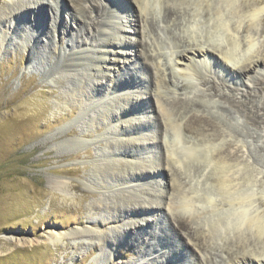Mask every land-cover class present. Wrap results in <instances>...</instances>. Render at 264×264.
Instances as JSON below:
<instances>
[{"label": "rangeland", "instance_id": "obj_1", "mask_svg": "<svg viewBox=\"0 0 264 264\" xmlns=\"http://www.w3.org/2000/svg\"><path fill=\"white\" fill-rule=\"evenodd\" d=\"M195 1L154 0L157 6L153 5L154 9H148L142 17L137 15L138 9L132 1L88 0L80 9L82 14L90 16L84 25L77 26L71 8L60 7L56 17L53 9L39 10L28 2V13L13 18L10 12L16 7L11 0H0V264H113L106 258V250L100 251V242L94 235L82 244L79 238L69 236L56 242L44 239L50 230L98 231L86 222L85 216L94 196L90 189L97 190L94 194L99 189L86 185L84 171L92 157L97 159L95 151L100 144L96 139L100 136L94 132L83 135L84 123L78 110L58 103L61 88L55 79L69 84L71 78L60 73L62 66L83 51L85 54L90 43L113 38L114 31L120 27L128 30L119 32L115 39L125 54L116 56V72L106 74L115 87L112 89L106 81L109 93L104 100L113 106L115 101L111 99L120 98L117 104L131 110L117 126L125 129L123 137L131 142L127 140L117 152L111 150L110 156L117 155L127 164L135 162L133 165H140V169L128 166L132 173L125 177L127 181L112 190L131 197L136 207L140 203L148 206L149 202L158 206H145L143 210L135 207L131 214L121 211L118 218L121 227L116 232L107 230L111 237L118 238L116 263L264 264V228L259 237L255 229V224L264 227V60L256 61L264 58V0H197V4ZM92 3L103 7L101 15L97 9L89 8ZM251 7L256 10L253 15ZM167 8L176 13L163 19ZM220 10L222 18L215 12ZM223 18L225 25L221 23ZM54 20L58 26L56 32L50 27ZM35 39L42 40L45 46ZM70 39L75 44L72 48L66 45ZM78 40L85 41V45L81 46ZM53 45L59 47L60 53L52 52ZM197 45L212 49L213 56L206 60L203 56L190 55L185 59L184 63L191 61L196 74L188 80L187 85L191 86L186 87L176 72L174 60L181 50ZM225 55L232 59H223ZM143 63L150 66V72L144 70ZM245 65L250 66L247 73L241 71ZM155 91L166 104L175 99L187 101L180 109L166 106L179 126L181 138L179 142L175 140V147L183 158V167L159 161L162 150L158 146L160 129L154 111ZM125 92L130 97L128 101L122 99ZM109 94L115 95L109 99ZM228 100H233L234 106ZM236 105L246 111L235 109ZM193 113L213 119L219 132L207 128L200 135L183 129ZM250 116L256 119L254 124ZM127 118L133 124L126 122ZM124 125L130 127L126 129ZM111 136L112 142L121 139L119 135ZM75 141L80 144L76 145ZM217 153L221 160L214 156ZM163 157L166 159L164 151ZM221 161L225 162L226 174L233 176L236 188L250 187L251 204L242 207L228 201L227 194L214 179L216 163L220 165ZM155 164H159L158 170H154ZM171 179L188 192L187 197H192V205L186 210L175 206L179 194L171 189L174 183ZM55 180L64 183L63 192L56 188ZM244 211L246 217L257 220L250 229L243 227L245 230L239 232L235 220L245 219ZM102 215L106 217L105 212ZM92 217L101 216L98 213ZM175 217L186 218L189 228L176 231ZM132 220L139 223L138 229L128 223ZM224 221H228V228ZM216 226L223 228L216 230ZM11 236L37 241L20 245L9 242Z\"/></svg>", "mask_w": 264, "mask_h": 264}, {"label": "bare ground", "instance_id": "obj_2", "mask_svg": "<svg viewBox=\"0 0 264 264\" xmlns=\"http://www.w3.org/2000/svg\"><path fill=\"white\" fill-rule=\"evenodd\" d=\"M86 1H88V0H53L52 2L49 3V2H43L42 0H11V4L13 6H15L16 8L13 9L11 12L8 11V13L10 12V15H12L13 18H17L16 15L20 16L21 13H28L29 7L26 4H28V2H31L39 10H40V8H41V10L53 9L55 11L54 15L57 17L58 16L57 13L60 10V7H65V8L67 7L69 9L70 8L72 9V19L75 20V24L77 26L78 25L80 26V25H84L85 24V19L89 18V16H90L89 14L88 15L82 14V12H81L82 10L80 9L81 6H83V3L85 4ZM90 1H95V0H90ZM122 1H127V2L132 1V2H134L136 4L135 6L138 9L137 15H140L142 17H145L144 14H145V12L148 9H150V8L154 9V7H153L154 0L151 3H149V0H122ZM196 1H195V3H196ZM225 1H227V0H225ZM254 1H256V0H254ZM254 1H253V3L254 4L256 3L255 5H257V2H254ZM228 3H229V1H228ZM248 4H249V2H248ZM254 4H253V7H255ZM150 6H152V7H150ZM154 6H157V5L155 4ZM251 6H252V4H251ZM257 6H259V5H257ZM217 7L220 8V6H217ZM89 8L91 10L94 9V8L97 9V11H99L98 12L99 15H101V13L104 11L103 7L99 8V5L97 3H95V4L92 3L89 6ZM247 8H246V11H247ZM250 9H252V7ZM79 11L81 13H79ZM255 11L256 10L254 9L252 15L254 14ZM215 12H216V14L218 16L220 14L219 17H221L222 14H223L222 11L221 12L215 11ZM172 13H174L173 9L167 8L165 13L163 14V19L169 18ZM239 15H242V14H239ZM241 18H242V16H241ZM41 20H42V18H41ZM224 21H225V18L222 19L221 23L224 24ZM54 22L55 23H53L50 27H52L51 28L52 31L56 32V31H58V26L56 25V21L55 20H54ZM137 24H139V23H137ZM220 24L218 23V25H220ZM222 24L220 25V27L225 25V24L224 25H222ZM218 25H217V27H218ZM86 28H87V25H86ZM149 29L152 31L151 26H149ZM48 31H50V30H48ZM87 31H89V30H87ZM126 31H128V30L123 29L122 27H120V28H118L117 31H114L113 36H112L113 38L109 37V39H100L102 41L97 43V44H94V45H92L90 43L89 44L90 48H88V50L85 48L86 51H87V52L85 51L86 52L85 54H84V51L79 56H76L75 54H72V55H75L76 57L70 58V62L67 65L62 66V69H60L61 70L60 71L61 74H64L65 76H69V78H71V81H70L69 84H64V83H62L63 82L62 80L55 79L56 83L61 88V91H59V93L57 94L58 103L61 106H64V107H66L68 109H77L78 110L79 118H82L83 119V123H84L83 124L84 127L82 129L83 135H89V134H91L90 132H94V133H96V135L100 136V138L96 139L99 142V144H100L98 150L95 151V156L97 157V159H93V157H92V159L89 161V163H87L88 168L85 169V171H84L85 172V179H86V182H87L86 185L89 188L97 187L99 189V191H98L99 193H96L97 196H95L96 194H94V192H97V190L95 188L90 189V190H92L90 192H92L93 193L92 195H94V196H92L93 199H91L92 201L89 203V205L87 207L85 206L86 209H87V212H86L87 215L85 216L86 222L91 224V225H94L97 228L98 231L94 232V230H92V229L87 230L88 228L87 229L86 228L70 229L67 232H60V231L50 230L48 236L44 239V241H46V242H56L58 240L65 239V237L69 236L70 238H79L80 241H81V244H82V243H84V240H86L87 238L95 236V237L98 238V240L100 242V244H99V245H101L100 246V249H101L100 251L103 252V249H105L106 250V254H107L106 258L108 259V261H110L113 264H117L116 261H115V259H116L115 255H116V251H117V249H116L117 247H116L115 241L118 238L116 236H114V237L112 236L111 237V235L109 234V232L107 230H109V231L113 230L115 232L118 231V228L121 227L120 226V221L121 220L118 219L119 216L122 215L121 211L124 209L126 211V213L131 214V213H133V211H134L136 206L133 204V202L131 200V197L129 198L128 196H125V194L123 195V194L118 193V191H113L112 188L114 186L121 185L122 183H125V181H127V178H125V177L132 173V171H129V169H127L128 166L130 167V165H132L131 167L134 166L133 168H136V169L139 168L140 169V165H133L135 162L127 164V163L121 162L118 159L117 155L113 156V154H112V156H110L111 150H113L112 152H117L121 145L127 144L128 143L127 140H129V141L131 140L130 138L127 139V138L123 137V136L126 135V133L124 131L125 129H122V128L118 129L117 128V126L120 125L118 123H120V120L122 119V117L124 118L126 115H128L131 112V110L129 108H126L124 106H121V105L117 104V101H119L120 98L111 99V100L115 101V105L113 104V106H112V104H109L108 101L106 102L104 100V99L108 98L107 94L109 93L108 88L106 86V81H107V83H109L108 85H110L112 89H114V87H115L112 84V81H111L110 77L108 75H106V74L107 73H111L112 71H115L116 66H118V60H117L116 56L125 54V52H123L124 50H123V48L121 46V43L120 42H116L115 39L120 36L119 32H123L124 33ZM46 32H47V30H46ZM35 40H37V42L39 44L45 46L42 40H40V41L38 39H35ZM200 40H202V39H200ZM79 42H81V41H79ZM80 44H81V46H84L85 45V41H82ZM138 44H140V43H137V44H132L131 43L129 45H132V46H134V45L136 46L137 45L138 46ZM66 45H68L70 48H72L75 44H74L73 40L70 39V40H66ZM187 48L184 49L183 51L181 50L177 54V56H176L177 60H174V64L177 67L176 72L182 78V82L181 83H184L183 86L186 85V87H189V86H191V84L187 85V84L190 83V81H188V80L192 79L196 74L194 73V69L191 68V61H187L188 63H184L185 59H188L189 56L192 55V56H201V57L203 56L207 60V59H209V57L213 56L212 55L213 50L211 49L212 50V52H211L209 47H204L203 45H197V46H194V47L192 46V47H189V49H187ZM234 48H233V50H234ZM229 50L230 49H228V51ZM59 51H60V49H59V47L57 45H53L52 46V52L55 55L57 53H60ZM249 51H251V50H249ZM63 52L65 53V51H63ZM227 52H226V54H228ZM233 52H235V51H233ZM228 55L230 57L233 56V54L231 56L230 53ZM229 56H226V57L223 56L224 57L223 59H225L227 57L229 58ZM230 59H232V58H229V60ZM263 60H264V58H259V60H256V61L257 62H262ZM224 61L225 60H223V62ZM225 62H227V61H225ZM143 64H144L143 65L144 70L147 73L150 72L151 71L150 66H148L145 63H143ZM249 67H250L249 65H247V66L245 65L244 67H242V68L240 67V68H241L242 72L247 73L250 70ZM56 78H60V77H56ZM262 81L264 82V78L262 79ZM260 84H262V82H260ZM59 86H57V87H59ZM114 95L115 94H109V99L112 98ZM150 96H152V95H150ZM153 97L155 98V102H154L155 109H154V111H155V114L157 116V119L159 120L158 127L160 129L159 134H157V136L159 138L158 139V146L161 147V150H162V159L159 160V161H161V163L162 162L164 163V161H165V165L171 164L173 167L175 165H177V167L179 165H181V167H183V165H182L184 163L183 162V158L180 155V152L178 154L177 149L175 147V145H176L175 142L181 138L180 137L179 126L177 125V122L175 123V120H173V118L171 116V112L167 110L166 106L170 104L172 107L180 109V108H184V105H186L187 101L184 102L182 100H178V99L176 100L175 99L173 101L171 100V102H169V103L167 102L168 104H166V103L161 101L160 94H159L158 91L154 92ZM98 99H99V101H98ZM101 99H103V101H100ZM122 99H126L125 101L130 100V97L128 96V93H126V92L124 94L122 93ZM228 102L231 103L230 104L231 106H234L233 105V100L232 101L228 100ZM244 107H246V106H244ZM235 109L244 110L245 108H243V106H240V105L237 106L236 105ZM244 111H246V110H244ZM245 115H246V113H245ZM97 120H99V122ZM249 120L253 124L256 122V119L253 116H250ZM125 121L129 122L130 125L133 124L130 121V118L129 119L127 118ZM129 127L130 126L124 125V128H126V129L129 128ZM207 128L209 130L214 131V132H217V133L219 132V126L213 119H211V118H209L207 116H204L202 114H194V113L191 114L187 118V120L185 122V127L183 126V129L189 131V133H195V134H200V135ZM96 130H100V131L99 132H95ZM103 133H108V134L107 135H105V134L103 135ZM165 133H167V134H165ZM140 134H142V133H140ZM111 135H113V136H115V135L118 136L119 135V138H121V139H119L118 141L112 142V140H111L112 136ZM163 135H164V138H163ZM165 135L166 136L169 135V137H166ZM206 141H208V140H206ZM75 142H76V145L80 144V142H77V141H75ZM177 142H179V141H177ZM162 144H164V147H163ZM207 149H208V147H207ZM197 150L198 149H196L195 151H197ZM205 150L203 148V151H205ZM85 151H87V150H85ZM163 151H164V153L166 155V159L163 157ZM187 152H184V153H187ZM207 152H211V149L209 151H207ZM212 152H213V149H212ZM214 156L216 158H220V160H221V157H220V155L218 153H217V155H214ZM184 160H185V158H184ZM225 161H226V159H225ZM208 162L210 163V161H208ZM138 163H140V162H138ZM212 163H214V162H212ZM223 163H225V162H222L220 165H217V163H216L217 174H216L214 179H216V181L219 183L218 185H220V187H221L220 189H222V191L227 194L228 201H230V203H237V204H239L242 207H246V205L249 204L250 200H251V193L248 191L250 189V187L249 188H246V187H242V188L237 187L236 188L237 184L233 181V179H232L233 176H229V174H226V171L224 170L225 166H224ZM158 165L159 164H155L154 170H158ZM208 165L209 164H207L205 166H208ZM144 168H143V170H146ZM229 168H230V166H229ZM164 169H165V166L164 167L162 166L161 170H164ZM194 169H195V167H194ZM171 172H173V171H171ZM228 172H230V171H228ZM168 173H170V172H168ZM133 174H135V173H133ZM141 175H143V174H141ZM108 176H110L111 179ZM119 181H121V182L119 183ZM171 181H174V180L171 179ZM63 184L64 183L62 181H59V180H55L54 181V185L61 192H63L65 190ZM72 186L74 188H77L76 184H72ZM171 187H172L171 189H173L174 191H177L176 194H179L178 201L176 202V205H175L176 208H184L186 210L187 208L191 207L193 201L191 200L192 197L190 198L189 196L188 197L186 196L188 192L186 193L184 188L180 187V185H179V187L181 188L180 189L178 187V183L175 185V181H174V183L172 184ZM182 188H183V190H182ZM238 188H239V190H238L239 192H235ZM123 190L124 189H122V191ZM108 192H111V193L108 195L107 194ZM164 198H165V196H164ZM235 200H236V202H235ZM170 201H171V199H170ZM110 204H111V206H110ZM147 205L148 206L144 205V203H143V205H142V203H140L139 205H137L136 208H137V210H143L142 207H145V206L149 207V208H152V206H155V207L158 206V205H152V203H150V202L147 203ZM119 207H123V208L119 209ZM170 208H171V205L168 204V209H170ZM244 209L245 208H243V210ZM102 212L103 213L105 212L106 217H103ZM244 212H245V214H244L243 218H245V219H240L239 217H237V220H235L236 221V225H237V227H235V229H238L239 232H240L241 229H244V228H246V229L249 228L250 229L251 224H255L256 220H257V218H254V217H249V218L246 217L247 213H246V211H244ZM98 213H99V216H101L100 218L92 217V215L94 216V214H98ZM175 219H176V225H175L176 231L181 232V230L183 231V230H187L189 228L188 226H190V225H189V223L186 222V218L184 220L181 217H178V218L175 217ZM262 220H264V219L262 218ZM262 220H260V221L262 222ZM187 221H188V219H187ZM128 223L132 224L133 229H138L139 228V223H136V221L132 220V221H130ZM227 224H228V221L225 222L224 226H226ZM257 224H259V223H257ZM262 224H263V222H262ZM99 227H102V229H100ZM255 227H256L255 229H257V234H258V237H259L261 235L262 230H263L264 227L262 225H258L257 226L256 224H255ZM221 228H223V227L219 228V226H216V230L217 229L221 230ZM124 230L125 229H123V231ZM244 230H242V231H244ZM7 240L9 242H13V243H17V244L20 243V245H24V244L32 245V244H34L37 241V240H33V239L23 240V239H20V238H15L13 236H11ZM76 243H77V241H74V244H76ZM243 247H245V246H243ZM262 248H264V247H262ZM263 255H262V257H263ZM244 257H245V255H244ZM249 258H251V257H249ZM247 260H249V259L247 258Z\"/></svg>", "mask_w": 264, "mask_h": 264}]
</instances>
